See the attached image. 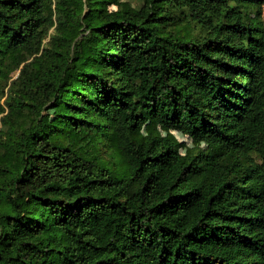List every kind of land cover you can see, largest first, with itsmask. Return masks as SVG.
<instances>
[{"label": "trees", "instance_id": "1", "mask_svg": "<svg viewBox=\"0 0 264 264\" xmlns=\"http://www.w3.org/2000/svg\"><path fill=\"white\" fill-rule=\"evenodd\" d=\"M0 264H264V0H0Z\"/></svg>", "mask_w": 264, "mask_h": 264}, {"label": "rangeland", "instance_id": "2", "mask_svg": "<svg viewBox=\"0 0 264 264\" xmlns=\"http://www.w3.org/2000/svg\"><path fill=\"white\" fill-rule=\"evenodd\" d=\"M131 6L138 7L140 5V0H127ZM111 9H114L115 6H111ZM96 13V12H95ZM95 13H90L92 16L96 15ZM56 115L55 110H49L44 112V117L48 121H54ZM143 133H149V132H159L161 135H166L168 132H171L179 142H181V148L180 151L183 154L189 153L191 150H195L197 148H203V149H211L216 155L220 154L219 148L210 145L206 141H195L189 138L186 134H184L181 131H170L168 129H165L161 125L157 124L154 121H148L145 123L142 129Z\"/></svg>", "mask_w": 264, "mask_h": 264}]
</instances>
